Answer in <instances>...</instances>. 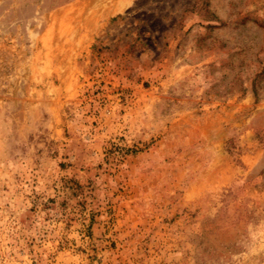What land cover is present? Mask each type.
Returning <instances> with one entry per match:
<instances>
[{
	"label": "rangeland",
	"instance_id": "1",
	"mask_svg": "<svg viewBox=\"0 0 264 264\" xmlns=\"http://www.w3.org/2000/svg\"><path fill=\"white\" fill-rule=\"evenodd\" d=\"M0 264H264V0H0Z\"/></svg>",
	"mask_w": 264,
	"mask_h": 264
}]
</instances>
